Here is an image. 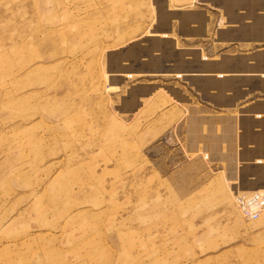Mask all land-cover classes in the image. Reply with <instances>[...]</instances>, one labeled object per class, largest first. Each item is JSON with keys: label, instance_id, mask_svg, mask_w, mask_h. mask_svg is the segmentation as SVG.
I'll return each instance as SVG.
<instances>
[{"label": "rangeland", "instance_id": "374dc122", "mask_svg": "<svg viewBox=\"0 0 264 264\" xmlns=\"http://www.w3.org/2000/svg\"><path fill=\"white\" fill-rule=\"evenodd\" d=\"M237 6L264 0H0V264H264V209L246 220L235 204L264 186L187 148L175 86L198 81L159 77L171 16L199 33L198 10L212 28Z\"/></svg>", "mask_w": 264, "mask_h": 264}, {"label": "crops", "instance_id": "0c3cea01", "mask_svg": "<svg viewBox=\"0 0 264 264\" xmlns=\"http://www.w3.org/2000/svg\"><path fill=\"white\" fill-rule=\"evenodd\" d=\"M219 5L221 6L220 3ZM242 10H246V7L234 8V15H228L224 26L221 22L222 12L217 11L213 19L216 24L212 28L209 27L210 16L207 17L206 13L198 10L203 14L202 25L206 24V29L199 33L191 31L194 20L184 22L187 29H182L173 18L179 15L171 16L165 27L158 28L160 31H166V36L160 37L161 32L155 36L162 38L168 47L162 49L163 53L156 48L150 55L158 56L162 53V69L169 74L159 77L186 81L177 77V72L186 75L192 73L194 76L187 79L192 80L194 77L198 81L199 86L196 88L188 83L193 94L186 87L183 88L184 86H175L180 92L179 96L183 98L179 105L183 107L186 115H189L185 137L187 148L204 153L213 169L225 172V177H229L230 182L238 180L234 172L239 168L240 181L264 186V85L259 86L257 83L264 82V76L249 75L257 81L249 89L247 83V72L255 73L258 64L264 71V61L257 59V54L264 51V46L249 52H245L247 50L241 46L236 47L243 45L242 42L262 38L264 22L261 21L260 24L255 19L263 18L264 8H257L254 11L255 16L247 12L242 13ZM174 12L176 11H168L171 15ZM144 58L143 54L139 55L138 61L142 62ZM241 61L243 66L240 67ZM206 80H212L216 85L206 86ZM157 91H153L148 98ZM140 99L138 94L137 100ZM141 108L142 103L137 110ZM194 120L197 136L193 140L190 125ZM225 155L231 159H226ZM231 185L236 188V184Z\"/></svg>", "mask_w": 264, "mask_h": 264}, {"label": "built area", "instance_id": "2783aa9c", "mask_svg": "<svg viewBox=\"0 0 264 264\" xmlns=\"http://www.w3.org/2000/svg\"><path fill=\"white\" fill-rule=\"evenodd\" d=\"M235 204L244 219L253 220L264 209V194L262 192L237 193Z\"/></svg>", "mask_w": 264, "mask_h": 264}, {"label": "water", "instance_id": "95a60500", "mask_svg": "<svg viewBox=\"0 0 264 264\" xmlns=\"http://www.w3.org/2000/svg\"><path fill=\"white\" fill-rule=\"evenodd\" d=\"M167 1V0H166ZM165 9H167L168 11H176V12H182L181 9H177V10H169L168 6H167V2L165 4ZM189 11H192V10H189ZM229 25V24H228ZM263 33H264V30H262V38H263ZM263 42V41H262ZM192 73L188 74V75H184L185 77L184 78H187V77H190V76H194V75H191Z\"/></svg>", "mask_w": 264, "mask_h": 264}, {"label": "flooded vegetation", "instance_id": "af4514ba", "mask_svg": "<svg viewBox=\"0 0 264 264\" xmlns=\"http://www.w3.org/2000/svg\"><path fill=\"white\" fill-rule=\"evenodd\" d=\"M246 10H242V13H244ZM256 13L258 14V11H256Z\"/></svg>", "mask_w": 264, "mask_h": 264}, {"label": "bare ground", "instance_id": "6f19581e", "mask_svg": "<svg viewBox=\"0 0 264 264\" xmlns=\"http://www.w3.org/2000/svg\"><path fill=\"white\" fill-rule=\"evenodd\" d=\"M264 38V37H263Z\"/></svg>", "mask_w": 264, "mask_h": 264}]
</instances>
